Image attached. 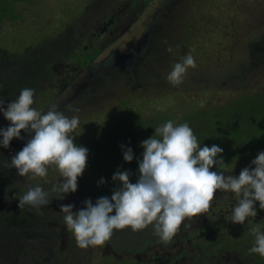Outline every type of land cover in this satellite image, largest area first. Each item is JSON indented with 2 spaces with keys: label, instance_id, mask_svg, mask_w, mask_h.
<instances>
[{
  "label": "rangeland",
  "instance_id": "rangeland-1",
  "mask_svg": "<svg viewBox=\"0 0 264 264\" xmlns=\"http://www.w3.org/2000/svg\"><path fill=\"white\" fill-rule=\"evenodd\" d=\"M133 1L129 0L131 3ZM139 1L144 3L148 1V3L141 11L142 13H140L139 19L136 20L133 16L138 11L131 14L129 18L127 11L128 2L126 0H18L14 5L17 19L11 20L10 18H6L0 24V49L6 51L9 55L23 53L28 48L34 49L36 50V54H40L41 52L37 51L38 48L36 46L41 45L42 42L45 43L60 37L67 32L68 28H72V26L76 27L82 24L80 27L82 28V26L87 25L88 28L82 31L83 35L92 32L99 34L100 25L98 22L103 25L102 22H106L110 15L115 14L113 16L115 23H109L107 21L109 23L106 26L108 36H101V40L96 39V44H94L97 48H102L101 43H107L109 45L106 50L104 49L105 51L103 53L96 57H100L96 60L97 62L107 64L109 60L128 56L131 53L134 41L143 36L147 30L146 24L149 23L150 17L166 0ZM179 1L182 2L183 0ZM186 1L187 5L185 6V10L182 8L179 12L174 11L173 13L174 18H172L171 24L175 29L172 33L173 39H175L170 38L172 40L170 43L176 42L173 51L165 57L167 52L166 48L168 49L170 44L168 43L167 45L166 41L164 43L165 49L162 50L159 61L154 60L155 65L161 72H164L161 73V78L157 82L159 85H149L142 88L131 83L125 84L120 88L119 84H114L116 82L111 81L107 90H103L102 87L98 88L100 95L97 102L92 105L84 104L79 108L73 106V109L78 111H74L71 115L67 113L69 117H79V126L72 133V135L76 136L74 139L75 144L91 147L95 140L98 139L101 126L105 123H110L112 117L125 116L127 111L139 113L143 118L154 115L158 110L161 112L173 108L176 113H184L188 109H195L197 112H202L215 106L228 105L246 93H264V69L259 72L257 71L256 74H251L246 80L242 78L239 82H231L232 79L228 77L229 79L225 83L220 82L224 73H229L227 67L232 66L235 62L244 61L245 44H243V41L252 38L254 34L264 36V0ZM196 5H200V7ZM171 6L175 8V4ZM88 8L93 16L88 17L84 15L88 11ZM119 8L120 11L117 12ZM81 16H83L82 22L79 21ZM175 18L182 21L180 26H174ZM165 24L168 26L169 23L165 22ZM169 36L170 34L166 38L168 39ZM109 37H111L110 40L108 39ZM34 50H31V52ZM87 53L90 56L89 53L91 52L89 51ZM189 53L194 57L196 67L187 70L181 84L174 85L170 83L167 75L172 70V66L180 62L181 58ZM170 55L173 60L169 59ZM68 65L74 66L73 73L79 69L78 65H75V60ZM30 70L28 69L27 71ZM53 72L54 76H56L59 68L54 67ZM82 75L85 76L84 71ZM59 76L57 75V79ZM84 76H82V79ZM70 77L66 78L61 74L59 81H56L55 78L48 80L50 82L54 81L50 88L47 82V84L45 83L43 85L47 90L41 95H34L33 107L38 111L44 112L46 111L45 109L50 108L54 103H61L69 95L70 90L64 86V83H67ZM242 84L246 86L243 87ZM136 88L141 91L136 92ZM87 92H89L86 94L87 97L86 95H81L80 97L87 99L92 91L89 89ZM177 93L181 95L179 96ZM51 97H55L56 101H54V98L52 100ZM51 101H54V103ZM47 102L49 103L47 104ZM2 124H6L2 125V128L9 126L6 119H4ZM32 135V133L26 132L23 134L21 141L24 142L26 136L28 137V141ZM26 143L22 144L23 146L19 145L18 150L15 149L10 153L11 159L22 150ZM259 153L254 154L250 159L233 163L230 168L218 171H223L225 175L238 177L242 169L251 166L252 160ZM7 164L9 165L10 161ZM4 175L10 179L17 178L18 182L26 189L40 186L45 190L42 185L50 184L54 186L58 183H63V178L54 165L48 167L46 177L33 176L32 174L21 177L15 168L6 169ZM101 178L105 180V183L98 186ZM130 182L136 183L137 180H130ZM77 183L79 187H91L92 191H101L104 189L114 191L120 187L119 183L109 186L104 174L96 172V170H85L82 176L78 178ZM112 193L105 196L110 199ZM85 198H82L75 205L74 211H78L84 207L83 201H85ZM98 198L100 197H95L91 200L95 203ZM216 200H221L223 203L220 206V210L214 212L213 207L216 205ZM236 203L234 193H225L217 190L210 210L201 216L185 220L178 232L181 233L183 229L197 230L199 225H204L206 221H210L212 218L220 215L222 222L219 223L216 231L218 236L221 237L222 248L215 249L214 244L208 246L206 243H202V247L205 246V250L196 248L195 251H198L200 254L202 252H213V254L215 253L222 258L223 256L225 258L228 257L227 259H230L229 262L223 260L226 264H237V262L238 264L249 263L252 256L253 258L255 256L254 253H250L249 251L254 241H248L252 245L247 244L245 247L241 246V243L242 245L244 244L245 239L242 240L239 237L241 235L240 226H243V234L252 233L251 229L257 224H259L262 230L264 228V210L260 209L259 202H257L255 204L257 210L255 218L249 217L244 224H233L230 222V215ZM66 204H69V202L66 201ZM57 221L58 218L51 219L50 227L56 228L58 231L57 235L59 236L58 239L63 240V246L58 247L61 250L62 248L64 249L60 261L57 262L56 258L43 260L42 255L40 259L37 257V260L34 261L33 256H30L32 257V262H37L35 264L122 263L121 259L124 255L122 256L121 254L120 256L113 257V249L109 241L102 247L90 246L86 249H81L77 246L73 233L68 230L63 220L61 222ZM130 231L131 228L114 230V234H116L111 239L116 238L117 232L121 235H126L130 234ZM140 233L141 230L135 231L137 236ZM213 235L214 233L211 236L208 234V239ZM121 239H124V237L121 236ZM251 239L254 240L255 236ZM190 243H201V240L199 237L194 236ZM67 245L69 248H67ZM33 248L35 249L34 245ZM217 250L219 251L216 252ZM171 254L165 250H148L141 255L137 254L136 262L137 264H161L164 261L163 257H166V259L168 257L174 258ZM178 259L181 260L180 258ZM185 261L186 263L192 264L188 259ZM177 264L183 263L179 261ZM204 264L219 263L209 260L208 263Z\"/></svg>",
  "mask_w": 264,
  "mask_h": 264
},
{
  "label": "clouds",
  "instance_id": "clouds-1",
  "mask_svg": "<svg viewBox=\"0 0 264 264\" xmlns=\"http://www.w3.org/2000/svg\"><path fill=\"white\" fill-rule=\"evenodd\" d=\"M167 51L173 49L169 47ZM105 66L107 64L102 68ZM195 67L194 57L191 53L186 54L172 66L167 79L179 85L187 70ZM34 95V89L24 88L18 98L7 105L5 99L0 98V113L10 122L8 128L0 129V147L8 148L14 138L21 139L22 131L34 133L12 157L10 168L17 169L21 177L29 174L46 177L48 167L54 165L63 183L54 185L51 191L60 193L62 200L66 194L77 191V181L86 169L89 150L74 143L76 136L72 133L79 126V117L65 115L57 105L42 113L33 107ZM69 110L78 111L71 106ZM140 146L143 153L142 160L137 161L139 176L136 183L130 182L131 172L118 170L112 180L120 187L113 191L110 199L102 196L95 203L87 199L84 207L76 212L74 205L63 202L58 205L59 217L73 233L79 248L102 247L111 239L114 230L131 228L135 232L149 225H153L155 235L168 241L185 220L210 210L217 190L235 194L237 203L230 215L233 224H244L249 217L255 218L257 202L264 210V152L252 160L251 166L242 169L238 177L212 171L214 166L227 167L222 158L218 159L223 149L215 144L202 147L187 123L176 124L172 120L156 127L155 135ZM121 149L124 161L131 163L133 150L124 145ZM104 183L101 178L98 186ZM48 197L49 192L42 187H29L19 197L18 207L23 209L28 205L39 209L54 205L49 203ZM251 232L255 239L249 251L264 258V231L257 224ZM38 244L33 241L34 250ZM12 254L6 261L13 263Z\"/></svg>",
  "mask_w": 264,
  "mask_h": 264
},
{
  "label": "trees",
  "instance_id": "trees-1",
  "mask_svg": "<svg viewBox=\"0 0 264 264\" xmlns=\"http://www.w3.org/2000/svg\"><path fill=\"white\" fill-rule=\"evenodd\" d=\"M17 1L18 0H0V24L6 18H10L11 20L17 19V13L14 9V3ZM206 2H208V0H206ZM182 4L183 5L177 9V12L182 8L183 10L186 9L185 6L187 5V1L185 3L182 1ZM196 6L200 7V5ZM79 21H83V16H81ZM174 22L175 23L173 24L175 27L182 24V21L177 18L174 19ZM74 25L76 24L74 23ZM81 25H77L76 27L72 26L73 29L68 28L67 32L60 37L54 38L45 43L42 42L41 45L39 44L36 46L38 49L35 48L37 51L41 52L40 54H36V50L29 48L23 53L16 55H9V53L4 50L0 51V98L5 99L6 105L12 100L17 99L21 90L24 88L34 89L35 94L39 95L47 90L43 87L46 82L50 88L53 81L50 82L48 80L55 78L54 72H52L53 67H51L53 64L60 63L68 65L74 60H79V68L83 69L91 59V56H88L87 52H101L100 48L94 46V44H96L95 40L98 33L92 32L83 35L82 31L87 29L88 26L86 25L80 28ZM175 44L176 42L170 43L168 48L171 47L173 49ZM243 44H245L244 61L235 62L232 66L227 67L229 73H224L220 82L225 83L229 78L232 79L231 82H239L242 78L246 80L251 74H256L257 71L259 72L264 69V36L254 34L252 38L243 41ZM31 50L34 51L31 52ZM169 53L171 52H168L165 57L168 56ZM79 57L80 59H78ZM169 59H172L171 55ZM112 62L113 60H109L107 65H111ZM154 62L149 65L145 77L147 78L149 85L158 86L159 83L157 82L161 78V73L164 72H161ZM28 69L31 70L27 71ZM112 82H116L114 84L117 85L122 84L121 87L125 85L124 80H114ZM242 86L244 87L246 85L242 84ZM177 94L179 96L181 95L180 93ZM48 103L49 102H47V104ZM71 108L73 109V105H71ZM62 112H64L65 115H67V113L69 115L74 113V111L69 110V107ZM111 119L112 121L110 123H105L101 126L98 139L95 140L91 147L83 146L89 150L85 170H96V172L104 174L109 186L118 183L113 182L112 180L113 175L118 170L131 172L132 175L130 176V180L138 179L139 172L137 161L142 160L143 153V148L140 146L141 143L155 135L156 127L165 124L169 120L174 121L176 124L187 123L193 130L198 139V143L202 147H211L215 144L223 149L222 156L218 157V159L222 158L227 167L219 168L214 166L211 169L212 171L230 168L233 163L250 159L254 154L264 150V93L261 92L246 93L228 105L215 106L202 112H197L195 109H188L184 113H176L173 108L161 112L158 110L154 115L143 118L139 113L127 111L125 116L117 118L112 117ZM8 125L10 126V122ZM9 126L2 129H6ZM25 133V131L21 132L20 135L22 138ZM27 138L28 137L26 136L24 142H22L21 139L14 138L8 148L0 147V194L3 195L4 199L8 200V203L14 202L16 205H19V196L26 193L28 189L24 188L23 185L18 182L17 178L10 179L9 177H6L7 175L5 174V176L4 172H6V169H10V164H7L9 161L11 163L10 153L15 149L18 150L19 145L26 143ZM76 145L81 146L79 144ZM121 145H124L125 148L130 147L133 150L134 156L131 163L124 161ZM42 186L45 188V191L49 192L48 199L50 204L63 202L65 205L75 206L82 200L81 198L86 197L85 200L93 199L113 192L110 189L92 191L91 187L78 186L75 193H68L64 196V199L61 200L59 199L61 195L60 193L51 191L53 187L52 185L46 184L45 186ZM66 201L69 202V204H66ZM222 203L221 200L216 202L215 207H213L214 212L220 210ZM20 210L21 211L10 213H8V211L7 213H4V215H0V219L4 218L2 220L5 222V227L7 226L10 229H16L11 233L6 231L1 233L0 241L2 245L8 246L9 248L10 246L16 247L18 244L20 245L21 238L24 239L21 233L22 230L26 236L30 235L32 241H38V239H42L41 237L51 239V232L55 231L54 233L57 236L53 238V241L55 240V246H63L60 242L61 240L58 239L59 236L57 235L58 231L56 228L50 227V231L42 230V234L40 235L39 231L37 232V230L29 227L39 219L48 221L61 215H58L56 211L48 212L47 210L41 211L40 209H36V212L33 213L31 217L28 214H25V211H22V209ZM221 222L222 218L220 215L216 218H212L210 221L208 220L203 228L205 234L198 236L201 243H190L191 239L196 236L192 231L185 229H183L181 233L177 231L176 234L182 235L183 233H186L185 238L189 239V244L194 247V254H190V256L196 262L204 264L211 260L215 263L226 264L224 262L225 260L223 261V259H221V256H215L213 252H202L200 254L198 251H195L196 248L205 250V246L202 247V243H206V245L209 246V244L214 241L213 239L220 240L221 242V237L218 236L216 231ZM242 229L243 226H240L241 235H239V237L242 240L245 239V242L243 245L241 243V246L245 247L247 244L252 245V243H248V241H254L251 239L254 237V234H243ZM210 230H213V232L209 233ZM262 230H264V228H262ZM207 233H209L210 236L213 233L214 235L208 239V235H206ZM140 234L138 237L131 229L129 235H120V238L122 236L124 239L120 240V238L117 237V239L114 238L109 240L113 249L112 256L116 257L121 254L122 256L124 255L121 259L122 263L119 264H137V254L141 255L148 250H164L171 248L175 243L178 244V236L176 235L168 241L161 240L155 235L153 225H149L148 228L141 230ZM205 238L207 239L206 241ZM67 248H69L68 245ZM34 254H37L38 259L41 258V255L45 256V253H42L38 248L34 250ZM254 255V258L252 256L249 263L246 262V264H264V258L256 253H254ZM60 258L61 256L56 257L57 262L60 261ZM178 258L179 256L175 258L168 257L167 259L166 257H163L164 261H162L161 264H177L179 262ZM206 260H208V262ZM195 261L192 260V263L196 264Z\"/></svg>",
  "mask_w": 264,
  "mask_h": 264
},
{
  "label": "flooded vegetation",
  "instance_id": "flooded-vegetation-1",
  "mask_svg": "<svg viewBox=\"0 0 264 264\" xmlns=\"http://www.w3.org/2000/svg\"><path fill=\"white\" fill-rule=\"evenodd\" d=\"M128 2L127 6V11H128V15L129 18L131 16V14L137 12L136 15L133 16L134 19H139V15L140 13H142L141 11L143 10V8L145 7V5L148 3V1L146 3L141 2L139 0H134L133 3L129 2V0H126ZM186 0H183V3H185ZM172 4H175V8H172ZM15 5V3H14ZM182 2L179 0H166L164 1L163 5L160 6L155 13L150 17L149 19V23L146 24L147 30L146 32L143 34V36L139 39H137L136 41H134V45L132 47V51L128 56H122L120 58H114L113 62L111 65H107L104 68H102L105 64H103L102 62H97L96 60H98V58H96L97 56H99L101 53H103L107 47L109 46L108 44L105 43H101L102 44V48H100L101 52L99 53H94L91 52L90 56L91 59L89 60L87 66H85L83 69H77V71H75L74 73L72 72L74 69L73 65H67V64H55L51 67H53L52 72L54 71V67H58L59 68V72L58 74H56L55 76V80L59 81V78L62 74L63 77H70L68 79L67 83H64V86L68 87L70 92L69 95L66 96L65 99H63L58 103H54V101H56L55 97H51L52 100L54 98L53 102L54 104H56L58 106V110L59 111H63V110H67V108L71 105L79 108L84 104H94L95 102H97V100L99 99V91L98 88L102 87L103 90H107V88L109 87V82L112 80H124V84H130L129 81L132 82V84L138 85V87H142L145 88L146 86L149 85L146 76V72L149 69V65L154 62V60L157 59V61H159L160 58V54L162 52L163 49H165L164 43L167 41V45L168 43H170V38L173 39V32L175 31V29L172 26V18H174V11L177 12V9L181 7ZM141 6V7H140ZM178 6V7H177ZM120 11V8L118 9L117 12ZM116 12V13H117ZM85 16H93V14L90 13L89 8L88 11L84 14ZM115 14L110 15L109 19L107 20L109 23H115V20L113 18ZM106 22H102L103 25H101L100 22V33L97 34L96 39L97 40H101V36L104 37V35L107 37L108 34L106 32V26L107 23ZM130 21V19H129ZM165 22H168V26L165 24ZM170 34V36L168 37V39L166 38V36ZM166 35V36H165ZM112 36V35H111ZM95 37V36H94ZM109 40L111 39V37L108 38ZM166 45V46H167ZM105 49V50H104ZM167 50V48H166ZM0 51H3L0 49ZM168 54V51L166 52V55ZM121 55V54H120ZM155 57V58H154ZM80 59V57L78 58ZM75 65L79 66V60L75 61ZM145 67V68H144ZM83 71L85 72V76L82 75ZM71 72V73H70ZM57 75H60L57 79ZM82 76H84V78L82 79ZM89 79H86V78ZM54 81V80H53ZM93 83V87L89 88L91 89V94L89 95V97L87 99H74L73 97V90L77 89L78 87H80L82 84L84 83ZM52 85V84H51ZM50 85V86H51ZM122 85V84H121ZM120 85V87H121ZM141 88V89H142ZM88 89V90H89ZM136 92H139L141 90H138L137 88L135 89ZM89 92H86V94ZM87 97V95H86ZM74 101V102H73ZM53 104V105H54ZM49 108L45 109L46 111L42 112L45 113L47 112ZM2 115V113L0 114V129H2V125H6V124H2L5 117ZM9 123V121H8ZM34 135V133H32ZM0 140H2V137H0ZM12 142V141H11ZM10 142V143H11ZM3 179V178H2ZM9 193V192H7ZM10 196V195H9ZM17 196V195H16ZM82 199V198H81ZM60 204V202L54 204V205H45V206H41L39 209L41 211L43 210H47L48 212H52V211H56L59 215V212L57 210L58 205ZM214 206V205H213ZM36 208H33L31 206H26L22 209V211H25V214H28L29 216H31L33 213H35ZM9 211V212H8ZM15 211H21L18 207V205L14 204V202H10L8 203V200L3 198V195H1L0 197V215L4 213H10V212H15ZM24 214V215H25ZM32 217V216H31ZM58 218L57 222H61L63 219L61 217H55L53 218L56 219ZM4 218L0 219V235H2L1 233L6 231V232H12L13 230H16L15 228H8L7 226L5 227V222L2 220ZM208 221L205 222V224ZM204 225H199L197 227V230H190L192 231L196 237H198L199 235L201 236L204 233L203 228L205 227ZM50 226H51V222L50 220L48 221H44L42 219H39L38 221L34 222L33 224H31L29 227L32 229L37 230V232L39 231V234H42V230H49L50 231ZM213 230H210L209 233H212ZM22 236L24 237L21 238V243L20 245L18 244L16 247L10 246L11 250L8 246L2 245L1 246V242H0V264H35L37 262H32V257L33 256V260H37V254H34V248L32 245V240L30 235L26 236L25 233L22 232ZM52 238L51 239H46L45 237H41L42 239H38V249L41 250L42 253H45V256H43V260H51L50 258L54 257H59L63 254V248L62 250L59 249V246H55V240L53 241L54 237H57L56 234L52 231ZM209 233H207L206 235H208ZM116 234V233H115ZM114 232L112 236H115ZM121 234H119L117 232V236H120ZM129 235V234H126ZM133 235V234H132ZM136 235V234H135ZM176 236H178V244H174V246H172L171 248L168 249H164L165 251H168L169 253H172L171 256L172 257H177L179 256V258L181 260H179L181 263L183 264H188L186 263L185 260H189L192 263V260L195 261L190 254H194V247L191 246L189 244V239L185 238L186 233L181 234H175ZM61 243L63 244V240L60 239ZM37 241V240H35ZM53 241V242H52ZM52 242V243H51ZM219 242V243H218ZM211 244L215 245V249H221L222 248V243L220 242V240H214ZM209 244V245H211ZM28 250V251H27ZM33 250V251H32ZM68 250V249H67ZM219 250H217L216 252H218ZM28 252V254H27ZM33 252V253H32ZM15 254L14 255V260L13 263L10 261H6L7 260V256L9 254ZM18 253V254H17ZM215 256H217L214 253ZM20 256V259H19ZM202 256V255H200ZM228 257H221V259L227 260V262H229V260L227 259ZM6 261V262H5ZM208 262V260H206ZM211 261V260H210ZM196 262V261H195ZM179 263V262H178ZM206 263V262H205ZM193 264V263H192ZM195 264V263H194ZM196 264H202L200 262H196ZM238 264V262H237Z\"/></svg>",
  "mask_w": 264,
  "mask_h": 264
},
{
  "label": "water",
  "instance_id": "water-1",
  "mask_svg": "<svg viewBox=\"0 0 264 264\" xmlns=\"http://www.w3.org/2000/svg\"><path fill=\"white\" fill-rule=\"evenodd\" d=\"M86 79H89L88 77ZM93 87V83L87 82L82 84L80 87H78L77 89L73 90V98L75 99H82L80 96L81 95H86V92L88 91L89 88Z\"/></svg>",
  "mask_w": 264,
  "mask_h": 264
}]
</instances>
